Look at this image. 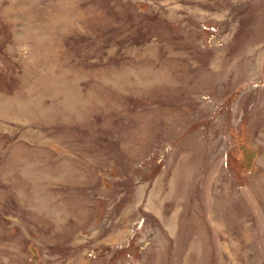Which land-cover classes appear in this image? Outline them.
<instances>
[{
    "label": "rangeland",
    "instance_id": "rangeland-1",
    "mask_svg": "<svg viewBox=\"0 0 264 264\" xmlns=\"http://www.w3.org/2000/svg\"><path fill=\"white\" fill-rule=\"evenodd\" d=\"M0 264H264V0H0Z\"/></svg>",
    "mask_w": 264,
    "mask_h": 264
}]
</instances>
